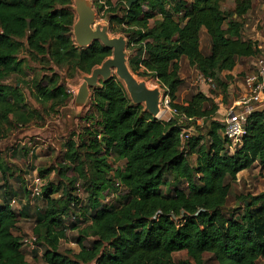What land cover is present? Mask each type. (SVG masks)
<instances>
[{"label": "trees", "instance_id": "16d2710c", "mask_svg": "<svg viewBox=\"0 0 264 264\" xmlns=\"http://www.w3.org/2000/svg\"><path fill=\"white\" fill-rule=\"evenodd\" d=\"M101 1L96 0L97 12L110 18L111 32L128 39L133 73L156 80L180 115L154 118L133 104L117 76L93 91L86 125L63 145L58 180L42 188L46 208L33 234L38 248L45 249L44 263L206 264L205 255H211L216 264H264V193L241 197L242 207L225 213L238 175L257 164L264 167V112L248 117L243 146L230 153L215 102L218 94L228 93L231 77L222 74L240 59L262 53L258 42L245 39L253 0H234L232 11L223 7L230 0ZM75 20L72 0H0V141L14 125L44 120L20 88L5 84L14 75L26 76L23 52L47 65V72L55 65L71 78L90 75L112 57L99 42L79 48ZM204 30L208 54L201 48ZM184 59L213 79L210 96L201 91L180 102ZM32 84L36 99L52 103L53 110L72 99L59 74ZM191 128L183 141L184 130ZM112 156L124 167L115 169ZM10 165L0 155L3 179ZM117 179L128 192L125 201L103 204ZM78 185L85 198L77 196ZM19 218L10 202L0 204V264H29L16 234ZM70 230L78 231L79 252L61 250ZM179 252L189 260L176 262Z\"/></svg>", "mask_w": 264, "mask_h": 264}, {"label": "rangeland", "instance_id": "374dc122", "mask_svg": "<svg viewBox=\"0 0 264 264\" xmlns=\"http://www.w3.org/2000/svg\"><path fill=\"white\" fill-rule=\"evenodd\" d=\"M106 0L99 4L104 5ZM116 4L117 0H109ZM191 3L193 0H184ZM103 2V3H102ZM95 11L97 12L96 0H93ZM176 9L180 10V3H174ZM224 10L232 11L235 8L234 0L223 5ZM148 9V8H147ZM105 12V11H104ZM102 11L97 12V20L99 23H106V15ZM180 14L179 17H182ZM153 23V21H152ZM109 24V23H108ZM248 36L251 35V29L256 28L257 32L264 33V0H253V8L247 15ZM245 33V34H247ZM113 37L122 36V33L115 32ZM256 35V32L253 33ZM204 53L208 54L207 38L203 36ZM129 53V49H127ZM130 58V57H129ZM20 59L26 60L24 71L26 76L14 75L5 81V84L17 86L22 90L26 97L29 108L43 114L44 120H33L26 125H14L3 140L0 141V155L7 158L11 163L8 178L3 179L0 172V204L10 202L12 209L19 214V225L16 229V234L22 238L23 251L27 255L29 264H45L43 261L44 248L36 247L37 251L30 252L28 248V240L32 237L33 231L38 224L39 215L46 208V202L42 195H34L35 180L43 179V188L49 182L58 180V166L63 162L64 150L63 145L73 134H80L83 127L86 125L87 118L90 116L92 109L91 103L83 109H77L75 106L76 96L74 92L79 91L80 85L83 83V76L76 74L75 77H69L66 70L60 69L55 65L49 66L53 72H47L48 66L40 62L30 60L23 52ZM194 68L183 60L181 76H183L184 85L180 92V102L188 101L195 93L205 90V87H198L194 84L195 72ZM56 73L60 75V83L65 86L72 99L64 106L52 109V103L43 104L36 99V90L33 88L32 80L44 75ZM141 80H146L152 85V88L158 86V82L154 79L147 80L145 77H138ZM160 87V86H159ZM210 91L211 88H208ZM211 92V91H210ZM93 94V93H92ZM221 95V94H218ZM164 97V96H163ZM219 98V97H217ZM220 103L227 104V99L220 100ZM225 106L223 105V108ZM162 108L165 110L164 105ZM170 112L163 114L159 120H170L172 118ZM110 162L117 167L123 168L124 162L116 160V156L110 158ZM49 170L50 173H45ZM43 171V173H41ZM70 177L74 175L73 171L69 173ZM119 182L118 179L116 183ZM114 190L117 197L114 201L117 203L122 200L128 192L123 189L117 192L116 184ZM165 191V189H164ZM264 193V167L261 164L255 165L251 170L240 173L233 181L231 196L226 207L225 213L231 215L235 210L242 207L241 197L259 196ZM85 193L82 198H85ZM75 213H78L75 211ZM78 215V214H77ZM78 231H69L68 240L64 241L61 250L73 249L79 252L80 249L76 244ZM176 262L189 260L186 252L174 254ZM206 264H216L211 255H205Z\"/></svg>", "mask_w": 264, "mask_h": 264}, {"label": "water", "instance_id": "95a60500", "mask_svg": "<svg viewBox=\"0 0 264 264\" xmlns=\"http://www.w3.org/2000/svg\"><path fill=\"white\" fill-rule=\"evenodd\" d=\"M72 1L76 14L73 26V38L76 45L79 48H89L95 42H99L112 51V57L105 60L101 66L94 68L90 75H82L83 83L80 85L78 93L74 92L75 95L77 94L76 108L87 107L93 91L98 89L102 82L107 83L117 76L124 84L133 104L144 106L145 112L159 119L161 113L165 114V110L162 108L165 91L159 83L155 88L149 87L146 80L139 79V76L133 73L129 65L131 53L127 52L128 39L123 34L119 37L111 35L109 17L106 16L105 24L98 22L93 0Z\"/></svg>", "mask_w": 264, "mask_h": 264}, {"label": "built area", "instance_id": "2783aa9c", "mask_svg": "<svg viewBox=\"0 0 264 264\" xmlns=\"http://www.w3.org/2000/svg\"><path fill=\"white\" fill-rule=\"evenodd\" d=\"M194 84L201 88L205 86L213 88V79L206 78L202 73L197 72L195 75ZM245 84L247 88V92L245 93V95L241 98L236 106L227 111V113L221 120H218L223 124L224 134L230 141V146L228 148L230 153H234L237 149L243 146L244 139L247 136L245 124L248 117L256 111L264 112V49H262V53L255 58L254 72L248 75ZM163 105L165 107V113L170 112L172 116L180 115L177 109L172 107L169 95H165L163 99ZM192 132L193 128L184 130L182 136L183 141L188 140L192 135ZM43 181L44 180L41 178L35 180L34 195H40L42 193ZM77 188V196L82 197L84 191L82 190V188H80L79 185L77 186ZM123 189L124 188L122 184L120 182H117V192ZM116 197L117 195L115 190L110 191L106 194L105 200H103V204L111 203ZM72 220H75V218L72 217ZM27 244L30 252H34L37 249L36 247H38L37 237L33 234L32 237L28 240Z\"/></svg>", "mask_w": 264, "mask_h": 264}, {"label": "crops", "instance_id": "0c3cea01", "mask_svg": "<svg viewBox=\"0 0 264 264\" xmlns=\"http://www.w3.org/2000/svg\"><path fill=\"white\" fill-rule=\"evenodd\" d=\"M248 24H246V33L248 31ZM251 35L248 36V33L245 34V39H251L253 41H256L259 43L260 49H264V33L261 32H257L256 28L253 27L251 29ZM256 32V35H253V33ZM203 36L205 38H207V45H208V49L207 51L211 50V44H210V39L206 33V31H203V35H202V39H201V48L204 51V47H203ZM188 64L189 62L184 59ZM183 61V60H182ZM182 61H181V70H182ZM254 62H255V58H244V59H240L237 63V66L235 67V69L231 72H224L222 74L223 78L225 79L226 77H231L230 80V85H229V89H228V93L225 96L224 94L221 95H217L215 97V102L219 105V111L217 112L216 115V119L217 120H221L223 118V116L227 113V111L229 109H231L232 107L236 106L239 101L241 100V98L245 95V93L247 92V88H246V78L248 77V75H250L252 72H254ZM191 67V66H190ZM195 72V75L197 73V71L195 69H193ZM183 80H185L183 78V76H181ZM208 88H210L209 86H205V90L202 91L205 93V95L210 96V92L208 90ZM217 92V91H216ZM219 93V92H218ZM219 97V98H217ZM225 98L227 99V104H223L225 107L223 108V105L220 103V100H225ZM185 101H182L181 103H183Z\"/></svg>", "mask_w": 264, "mask_h": 264}, {"label": "bare ground", "instance_id": "6f19581e", "mask_svg": "<svg viewBox=\"0 0 264 264\" xmlns=\"http://www.w3.org/2000/svg\"><path fill=\"white\" fill-rule=\"evenodd\" d=\"M149 87H152V85H151L150 83H149ZM163 114H164V113H161V114H160V117H161Z\"/></svg>", "mask_w": 264, "mask_h": 264}]
</instances>
